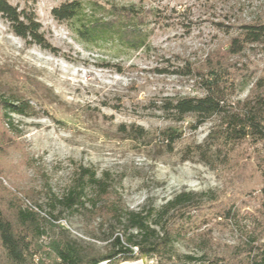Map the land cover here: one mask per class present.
Segmentation results:
<instances>
[{
	"label": "rangeland",
	"instance_id": "1",
	"mask_svg": "<svg viewBox=\"0 0 264 264\" xmlns=\"http://www.w3.org/2000/svg\"><path fill=\"white\" fill-rule=\"evenodd\" d=\"M70 1L134 7L141 14L145 46L80 43L51 16L53 8ZM8 2L24 7L22 0ZM33 9L56 54L25 44L0 17V82L14 85L6 91L38 103L34 116H12L20 134H6V146L0 148V206L14 202L44 218L43 246L62 227L87 252L103 254L111 242L108 224L100 226L106 217L82 209L63 211L56 222L47 217L53 200L74 185L80 168H87L107 177L113 192L109 202L116 200L127 211L156 212L179 193L213 200L176 221L177 227L195 230L174 245L171 260L136 257L119 264H190L184 257L203 252L210 258H244L242 231L261 218L258 169L264 164L246 148L236 158L238 169L214 171L200 163L190 151L204 143L215 121L196 131L188 129L190 119L168 121L159 110L166 99L201 93L186 78L155 70L173 71L186 62L198 67L225 46L238 25L264 12V0H38ZM249 60L257 67L256 77H264V57ZM248 89L237 99L243 100ZM137 128L143 138L134 137ZM167 128L182 133L172 151L160 135ZM61 209L56 205L53 215ZM227 211L234 217L228 219ZM111 225L116 234L122 232ZM261 236L260 244L264 232ZM0 264H5L1 249Z\"/></svg>",
	"mask_w": 264,
	"mask_h": 264
},
{
	"label": "trees",
	"instance_id": "2",
	"mask_svg": "<svg viewBox=\"0 0 264 264\" xmlns=\"http://www.w3.org/2000/svg\"><path fill=\"white\" fill-rule=\"evenodd\" d=\"M22 1L24 7L20 10L8 0H0V17L8 24L10 32L25 44L56 54L45 40L35 15L33 7L38 0ZM51 16L58 24L68 27L85 45L112 42L131 50L145 46L140 27L141 14L134 7L98 2L84 6L79 1H70L53 8ZM260 55L264 57V12L249 23L238 25L225 46L208 55L198 67L186 62L173 71L155 70L158 74L186 78L191 88L201 93L193 97L168 98L159 110L171 123L179 124L190 119L187 126L191 131L215 121L204 143L190 151L211 170L238 169L236 158L244 148L250 149L257 162L264 164V77H256L257 67L249 60ZM8 86L14 87L0 82V148L6 146V134H20L12 116L32 117L38 105L30 96L23 98L13 89L6 91ZM247 89L248 95L243 100L237 99ZM132 132L138 139L144 137L141 129ZM160 135L169 151L182 137L181 132L171 128ZM258 172L257 198L261 218L254 221L251 229L242 231L245 257L232 261L217 256L210 258L203 252L199 257H184L190 264H264V242L260 244L264 232V168H259ZM204 197L202 194L179 193L156 212L127 211L119 207L116 200L109 202L113 192L106 176L99 178L94 171L80 168L74 185L50 204L47 217L56 222L63 211L77 212L78 209L93 216L106 217L100 226H109L106 233L107 240H111L110 248L103 254L89 253L71 240L62 227L43 246L40 239L46 235L45 219L13 202L5 209L0 206V249L4 263L119 264L133 261L136 257L171 260L174 245L195 230L177 227L176 221L211 202V198ZM56 205L62 209L53 215ZM227 212L228 219L234 217L231 211ZM52 222L48 223L51 227L54 226ZM111 224L119 226L122 232L116 234Z\"/></svg>",
	"mask_w": 264,
	"mask_h": 264
}]
</instances>
